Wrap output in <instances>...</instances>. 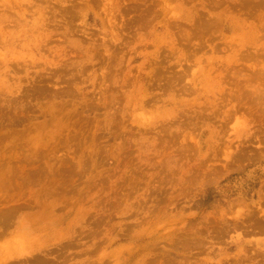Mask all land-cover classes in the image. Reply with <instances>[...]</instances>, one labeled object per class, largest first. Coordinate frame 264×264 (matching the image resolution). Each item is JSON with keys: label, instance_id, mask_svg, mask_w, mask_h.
I'll return each mask as SVG.
<instances>
[{"label": "rangeland", "instance_id": "obj_1", "mask_svg": "<svg viewBox=\"0 0 264 264\" xmlns=\"http://www.w3.org/2000/svg\"><path fill=\"white\" fill-rule=\"evenodd\" d=\"M0 264H264V0H0Z\"/></svg>", "mask_w": 264, "mask_h": 264}]
</instances>
